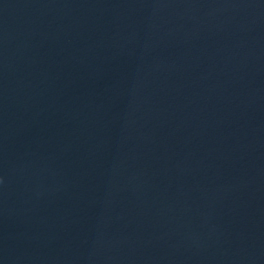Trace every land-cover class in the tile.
Instances as JSON below:
<instances>
[{
    "label": "water",
    "instance_id": "1",
    "mask_svg": "<svg viewBox=\"0 0 264 264\" xmlns=\"http://www.w3.org/2000/svg\"><path fill=\"white\" fill-rule=\"evenodd\" d=\"M0 264H264V0H0Z\"/></svg>",
    "mask_w": 264,
    "mask_h": 264
}]
</instances>
